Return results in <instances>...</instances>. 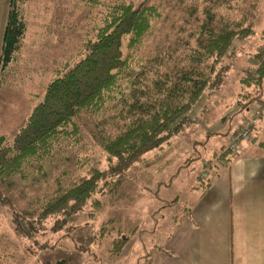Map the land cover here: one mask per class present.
<instances>
[{"label":"rangeland","instance_id":"obj_1","mask_svg":"<svg viewBox=\"0 0 264 264\" xmlns=\"http://www.w3.org/2000/svg\"><path fill=\"white\" fill-rule=\"evenodd\" d=\"M88 1L29 0L23 4L29 14L37 5L36 21L43 23L36 26L32 39L40 51L30 43L35 29L28 20L23 40L26 47L17 73L0 88V136L8 141L41 100L55 71L80 57L82 42L92 35L105 5L114 1L150 5L158 17L152 18L149 31L129 53V68L116 91L97 111L78 116L79 137L61 140L48 164L32 163L24 168L22 177L12 178V193L21 203L46 196L59 183L85 175L91 168L106 167L101 140L116 135L132 121L147 90L157 83L169 86L186 68L208 21L215 25L222 19L244 20V25L250 23L252 33L231 42L218 64L226 67L221 83L212 79L183 122H176L182 127L169 143L145 153L142 163L126 171L118 188L110 183L93 194L61 228H53L54 218L46 220L35 240L52 248L39 250L29 240L15 237L10 217L2 210L0 264H147L152 259L155 264H167L174 256L170 252L175 238L170 235L178 227L173 220L182 222L190 188L200 190L214 175L217 158L229 145L226 134L255 111L264 112V76L258 83L241 82L249 72L254 74L257 66L254 53L264 41V0H213L209 4L203 0H98L95 6ZM70 235H91L95 240L88 251H78ZM114 239H126L116 253L111 252Z\"/></svg>","mask_w":264,"mask_h":264},{"label":"trees","instance_id":"obj_2","mask_svg":"<svg viewBox=\"0 0 264 264\" xmlns=\"http://www.w3.org/2000/svg\"><path fill=\"white\" fill-rule=\"evenodd\" d=\"M25 1H8L0 47V88L16 75L26 47L23 41L27 29ZM88 2L98 5V0ZM204 2L209 4L213 0ZM104 9L100 22L93 26L92 35L84 38L80 57L55 71L41 100L30 109L24 125L10 141L0 136V212L8 213L15 237L29 240L39 250L53 247L35 240L46 220L54 218L53 228H61L93 194L110 183L118 188L126 171L135 163H142L145 153L169 143L182 127L176 122H183L212 79L216 77L217 85L221 83L226 67H218V64L231 42L252 33L250 23L244 25V20L222 19L215 25L208 21L201 30L197 47L186 60V68L178 72L169 86L157 83L147 90L146 100L135 111L132 121L116 135L101 140L100 146L108 162L106 167L91 168L85 175L59 183L46 196L21 203L12 193V178L22 177L24 168L32 163L48 164L61 140L79 137L78 116L97 111L116 91L129 68V53L149 31L152 18L158 17L155 7L132 2L114 1ZM254 59L257 62L255 73L243 76L242 83H258L264 76V41L257 46ZM231 157L224 149L217 161L227 164ZM103 231L102 228L101 233ZM69 239L75 250L85 252L95 240L91 235H70ZM125 242L126 239H114L111 252L116 253ZM56 264H64V261Z\"/></svg>","mask_w":264,"mask_h":264},{"label":"crops","instance_id":"obj_3","mask_svg":"<svg viewBox=\"0 0 264 264\" xmlns=\"http://www.w3.org/2000/svg\"><path fill=\"white\" fill-rule=\"evenodd\" d=\"M8 1L0 0V47ZM26 5L27 26L31 20L35 29L30 43H35L36 26L43 22L36 21L37 5L30 9L31 15ZM251 118L250 136L231 153V160L227 164L217 161L214 175L200 186L202 190L190 188L182 222L173 220L178 227L170 235L175 238L170 252L174 256L167 264H264V112L255 111L245 119ZM232 132L226 134L227 140ZM147 264L155 262L152 259Z\"/></svg>","mask_w":264,"mask_h":264},{"label":"built area","instance_id":"obj_4","mask_svg":"<svg viewBox=\"0 0 264 264\" xmlns=\"http://www.w3.org/2000/svg\"><path fill=\"white\" fill-rule=\"evenodd\" d=\"M258 114V112H256ZM253 119H245L241 126L232 132V135L228 137L229 145L227 150L232 153L239 149L241 141L246 140L250 136V128L252 126Z\"/></svg>","mask_w":264,"mask_h":264}]
</instances>
